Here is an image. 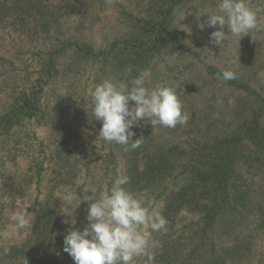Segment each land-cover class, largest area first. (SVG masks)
<instances>
[{"label": "trees", "instance_id": "1", "mask_svg": "<svg viewBox=\"0 0 264 264\" xmlns=\"http://www.w3.org/2000/svg\"><path fill=\"white\" fill-rule=\"evenodd\" d=\"M179 1L0 0V24L18 25L24 43L37 46L35 74L26 67L15 72L11 62L0 71V230L11 232V216L23 207L32 218L31 227L22 234L0 235V264H26V260L28 264H74L63 251L68 225L62 222L64 205L55 202L54 192L79 191L88 184L104 190L117 173L109 177L105 166L92 170V154L77 145V130L65 112L63 94L81 91L77 75L91 70V91L110 76L130 81L168 44L184 45L169 21ZM108 5L116 9L114 19L124 21L112 30L114 34L109 30L103 43H96L92 35L85 41H59L57 36L63 34L60 14L79 11L78 28L92 30L99 20L94 10ZM67 70L79 79L73 78L69 92L63 85L58 89V78L67 76ZM233 80L228 82L250 92L248 83ZM254 92L249 115L215 145L185 152L157 137L150 140L144 120L133 129V139L144 138L140 147L124 151L112 143L107 156L112 161L120 157L121 175L130 178L126 187L159 201L168 221L166 230L155 235L160 246L152 264H264V97ZM53 94L58 97L49 105L52 100L47 95ZM88 96L91 101V92ZM77 111V116H83ZM40 124L51 128L53 141L38 137L35 126ZM46 167L51 169L52 181L42 190ZM170 182L177 187L168 188ZM86 209L82 203L78 210ZM23 234L27 235L22 238Z\"/></svg>", "mask_w": 264, "mask_h": 264}, {"label": "rangeland", "instance_id": "2", "mask_svg": "<svg viewBox=\"0 0 264 264\" xmlns=\"http://www.w3.org/2000/svg\"><path fill=\"white\" fill-rule=\"evenodd\" d=\"M107 2L111 4L112 0H107ZM247 2L257 11L259 28L254 30L252 35H245L241 39L229 33L228 39L220 47L211 43L209 39L210 33L217 30L216 28L206 27L204 30H200L198 27V24L206 19V15L202 14L218 11V0H182L174 5L169 21L172 30L178 34L180 33L184 45L168 44L164 47V51L154 54L153 57L147 60L149 65L142 70L150 73L149 78L146 80V86L150 89L162 82L177 87L179 98L183 103V111L188 114L189 119L186 124L177 125L175 128L160 125L152 126L151 120L145 119L146 128L144 130L150 140L151 137H157L158 140L166 144L178 145L185 152H190V149L194 147L215 145L232 132V129L242 120L241 118L249 115L251 109H253L252 107L249 108V102L253 101L254 98L252 92L255 91L264 97V0H247ZM110 6L94 10L97 12L99 20L94 24L95 27L92 30L78 28L79 24L76 25V21L80 19L79 11L71 12V9H69L68 13L60 14L63 34H59L57 38L59 41L62 38L65 41L67 38L85 41L92 35L93 39L97 41L96 43H103L108 33H111L109 30L119 29L120 21H124L118 18L114 19L113 15L116 9ZM137 6L138 4L132 5L133 8ZM2 25L1 23L0 71H3L4 65L9 67L8 64L11 62L13 63V68H11L15 72L22 71L26 67L27 71L35 74L36 66L34 63L37 59V54H35L37 46L32 43H24L23 37L18 34V30L21 29L17 28L18 25L13 27L9 24ZM76 26L77 28H75ZM224 30L228 31L226 26ZM112 32L114 34V31ZM216 69L233 71L235 73L234 80L248 83L250 92L235 87L234 82L231 84L228 81L217 79ZM67 72V76L61 74L58 78V89L62 85L63 89H67L72 85L73 78L76 79V82L79 80L69 70ZM91 73L92 70L77 75L82 81L81 91L69 92L67 89L69 95H65V112H67L70 120H74L73 125L77 130L75 134L78 135L77 139L75 138L78 140L77 145L84 146L86 154H92V170L97 171L105 166L103 170L108 171L109 177L114 171L117 175H121L120 165L122 162H120V157L112 161L107 156L109 151L112 150V143L97 139L101 123L91 120V116H88L87 109L90 104L88 93L91 92L93 85L91 80L93 75ZM1 90L0 108L3 102ZM53 92L54 90L51 91V94ZM47 97H51L52 101L49 103L51 105L54 101L53 98L58 97V95H47ZM76 109L81 111L83 116L81 114L77 116L75 114ZM33 126L31 125V127ZM47 126L44 124L35 126L36 134L38 137H46V141H53L54 133ZM69 152L70 149L68 148L66 153ZM142 158L143 156L139 154L138 160L140 162ZM45 165L47 166V163ZM50 173L51 169L47 170L46 167L44 170L45 178L41 180L42 190H46L48 180L52 181L49 177ZM102 180L106 182V178ZM174 185L170 182L168 188L177 187ZM35 187L36 185L32 184L31 191L33 194H35ZM57 188H61V186ZM44 194H40L39 198L42 199ZM61 194L62 192L55 190L53 196H55V202L63 207V203L56 198ZM256 200H259V198H256ZM19 204L23 205V202ZM187 214L189 217H196L194 214ZM85 217L86 211L83 213L80 210L77 211L76 227L82 229L86 225ZM7 232L9 233L8 237H11V232ZM4 233H6V230H0L1 237L7 238ZM156 233H152L154 239ZM26 235L23 234L22 238ZM135 264H146V260L142 257L137 258Z\"/></svg>", "mask_w": 264, "mask_h": 264}, {"label": "clouds", "instance_id": "3", "mask_svg": "<svg viewBox=\"0 0 264 264\" xmlns=\"http://www.w3.org/2000/svg\"><path fill=\"white\" fill-rule=\"evenodd\" d=\"M217 8L216 12L202 14L206 19L198 24L200 30L217 29L209 37L216 46L220 47L229 33L241 39L259 28L257 11L247 0H218ZM126 71L130 73L131 68ZM149 76L148 71H141L127 82L110 76L95 85L87 110L91 120L101 123L97 139L129 151L143 142V137L133 139L136 135L133 129L141 120L150 119L152 126L167 128L187 123L189 117L183 111L177 87L162 82L150 89L146 86ZM216 78L229 81L235 79V73L224 70ZM129 183L127 175H117L104 190L88 184L79 191L69 190L57 197L64 205L62 222L68 225L63 251L74 264H135L141 257L146 264H152L155 249L160 246L152 233L166 230L168 221L160 211L159 201L130 191L126 187ZM82 203L87 204V223L81 229L76 227V213ZM31 219L26 208L14 212L11 234L18 236L28 230Z\"/></svg>", "mask_w": 264, "mask_h": 264}]
</instances>
